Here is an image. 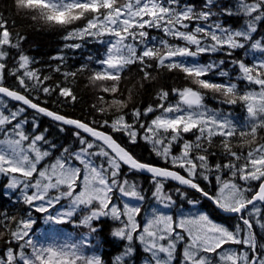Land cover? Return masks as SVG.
<instances>
[{"label":"snow or ice","instance_id":"1","mask_svg":"<svg viewBox=\"0 0 264 264\" xmlns=\"http://www.w3.org/2000/svg\"><path fill=\"white\" fill-rule=\"evenodd\" d=\"M43 2L52 12H75L63 24L48 21L64 32L61 52L88 42L102 51L71 67L63 54L52 57L54 66L35 67L23 48L26 37L13 32L15 19L0 13V177L5 195L27 207L20 216L0 212V264H105L86 253L100 218L111 220V235L124 242L111 264H137L138 254L139 264H264V0ZM225 17L241 23L233 27ZM218 53L227 59L201 62ZM132 67L141 88L161 69L188 83L161 88L154 103L141 107L133 89L127 97L121 90ZM57 75L62 79L50 83ZM85 75L100 119L47 107L52 97L54 105L75 103L74 85ZM95 76L108 79L94 82ZM209 94L218 104H240L243 122L209 106ZM98 102L120 106L105 111ZM41 117L61 133L71 127V142L49 139ZM248 138L254 142L244 144ZM141 141L160 164L136 154ZM33 212L85 231L76 240L40 242Z\"/></svg>","mask_w":264,"mask_h":264},{"label":"trees","instance_id":"2","mask_svg":"<svg viewBox=\"0 0 264 264\" xmlns=\"http://www.w3.org/2000/svg\"><path fill=\"white\" fill-rule=\"evenodd\" d=\"M188 2L197 6L200 4V0H188ZM221 2L224 4H231L233 3V0H221ZM0 13H3L8 18L15 19L16 27L13 28V32H19L21 35L26 37V40L23 42V48L29 56L34 57L38 62L35 67L46 68L48 65L54 66L57 62L53 61L52 57L58 54L65 55L68 58L67 64L69 67H71L73 65H79L82 63L84 58H86L88 55H96L102 51V48L99 44L88 42L83 48L75 52L68 49H65L63 52H61L65 43V41L62 39L64 32L53 30V25L49 24L48 21H54L57 25L63 24L65 21L72 19L73 15L75 14L74 10H69L68 12H52L48 10L43 1L35 2L30 0H0ZM15 14H17V16H15ZM224 22L225 24H231L233 27H238L241 23L237 17H225ZM150 31H152L153 35L158 34L154 30ZM261 31H264V26L261 27ZM235 55L242 56V52L237 51ZM219 58L227 59V57H223V55L219 53L212 57L203 55L200 59L201 62H207L209 59ZM225 67L227 68L229 66L226 64ZM140 75L141 74L138 72V69L136 67H132L129 72L125 73V79L121 83V90L123 91L125 97H127L128 90L133 89L134 103L141 107H146L149 103H154V97L161 88L171 91V88L173 87H183L188 83L181 75H174L165 69H161L158 73V79L156 81L151 83L145 82L144 86L141 88L139 85ZM59 79H62V77L57 75L53 81H50V83H55L56 80ZM107 79L108 77L105 76H95L92 78V81L102 82ZM7 83L12 85L15 83V81L9 79ZM103 87V83L98 84V88ZM240 87L243 89L245 85L241 83ZM107 90L112 91L114 89L109 88ZM74 92L78 97L75 103L69 101L67 106L54 105L52 101L55 100V97H52L49 100L47 107L63 114L80 118L82 120H91L93 116H96L97 119H100V116L97 113L91 111V105L95 97L93 90L86 85V75L78 78L76 84L74 85ZM129 98L131 97H128L125 100V103H128ZM41 99L43 100L44 97L42 96ZM171 99L174 101L176 97L172 96ZM98 103L101 104V107H103L105 111L115 110L120 106L119 102H112L107 106H105L102 102ZM206 103L213 108H220L223 111L227 110L226 108L232 110L237 119H240V116L244 113V108L240 104L234 106L218 104L216 100L211 98V94H209L206 98ZM29 114L31 115V110H29ZM150 118L151 117H149V119ZM40 125L41 130H43L45 127L49 129V139L54 140L58 144H68L71 142V133L73 131L71 127H68L66 132L61 133L59 132L57 126L46 117L40 118ZM106 131L110 130L106 129ZM114 135L119 141L127 143L122 134L117 133ZM188 137L193 138L191 137V134H188ZM253 142L254 140L252 138H248L243 143L251 144ZM133 150L137 155L142 156L145 160H153L157 164L161 163V161L156 160L154 156H150L147 147L143 144V141L140 142V146L134 147ZM212 151L219 152L220 149L218 147H213ZM219 159H221L219 155L212 158L213 162ZM144 179L146 181L147 177H144ZM6 183V179L4 177H0V212L6 211L9 215L17 216L26 214L27 207L22 203H14V195H5L3 186ZM213 184H215L214 179ZM147 187L148 184L145 183V188ZM151 203V200L147 201L145 207ZM203 203L205 209L209 211L213 210V206L211 204L206 201ZM181 205H185V209H187L186 202H178V207ZM33 215L36 218V222L33 226V232L38 231L39 227H43L45 235L50 236L48 224H44L42 214L33 212ZM218 218L221 220L223 219V217ZM96 225V233L90 237L92 247L86 249V253L90 254L92 251H94L95 253L99 254L105 264H111L113 257L121 251L124 242L111 235V230L115 226L111 220L107 218H100L98 221H96ZM51 228L55 230L53 239L57 242H61V240L65 239L66 237H71L73 240L80 239V233L85 231L83 228L75 227L72 223L61 225L52 223ZM0 247H2V242H0ZM139 260L140 255L138 254L137 264H139Z\"/></svg>","mask_w":264,"mask_h":264},{"label":"rangeland","instance_id":"3","mask_svg":"<svg viewBox=\"0 0 264 264\" xmlns=\"http://www.w3.org/2000/svg\"><path fill=\"white\" fill-rule=\"evenodd\" d=\"M30 1L42 2L43 0H30ZM225 114L230 115L232 119L238 121L236 118H234V115L233 114H231L229 112H225ZM245 115H246V112L244 110V114H242V118H241L242 120H241V122H243V119H244ZM185 210H187V209H185ZM44 224H48V227H49L48 229H49L50 236L45 235V232H44V228L43 227H39L38 228V231L33 232L34 237L38 241L44 242V243L51 242V241H55L53 239V236L55 235V232H54L55 230L53 228H51L52 223H49V222H47V221L44 220ZM66 239H68V238L66 237L65 239H62L61 242L64 241V240H66ZM93 253L96 254V255H99L98 253H95L94 251H92L90 254H93Z\"/></svg>","mask_w":264,"mask_h":264},{"label":"clouds","instance_id":"4","mask_svg":"<svg viewBox=\"0 0 264 264\" xmlns=\"http://www.w3.org/2000/svg\"><path fill=\"white\" fill-rule=\"evenodd\" d=\"M131 102H132V100H131V98H129L128 103H131Z\"/></svg>","mask_w":264,"mask_h":264}]
</instances>
